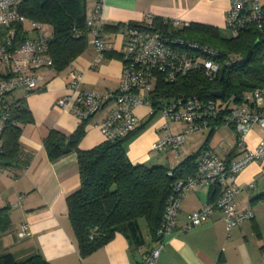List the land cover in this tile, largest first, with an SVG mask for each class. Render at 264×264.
Returning <instances> with one entry per match:
<instances>
[{"label":"crops","instance_id":"1","mask_svg":"<svg viewBox=\"0 0 264 264\" xmlns=\"http://www.w3.org/2000/svg\"><path fill=\"white\" fill-rule=\"evenodd\" d=\"M98 2H102L101 29L104 24L121 23L123 26L116 31L102 30L112 50L105 52L101 59L95 60L96 51L88 36V46L72 61L71 64L83 72L80 86L89 91L109 92L118 88L122 63L117 49L124 43L125 28L131 22H151L165 28V20L176 18L211 25L224 37L228 29L225 15L230 0H86L87 12ZM158 21L161 25L156 23ZM23 26L30 36L34 35L25 22ZM38 73L41 79L37 89L28 93L17 89L8 96L29 110L31 120L19 122L18 152L12 164L0 168V253H12L18 260L40 254L49 264H137L145 252L156 245V239L142 221L126 232H116L103 246L80 256L66 204V196L80 184L77 156L71 152L50 160L43 143L49 130L68 135L81 123L69 108L57 104V100L68 92L70 66L60 72L41 67ZM107 110L108 107L103 106L87 120L79 148L89 149L105 140L96 124ZM135 113L139 118L137 127L143 123L144 126L127 143L126 152L132 163L170 164L173 160L178 163L200 149L202 141L197 140L198 136L192 137L201 135L197 132L187 136L186 145L184 143L177 153L152 150V142L162 134L163 118L153 119L156 113L150 114L147 105L137 106ZM256 125L246 137L250 147L264 135L254 129ZM170 126L182 127L178 123H170ZM209 139L201 149L213 150L229 160L240 155V150L234 147L235 138L234 142L222 139L217 146ZM250 182H253L252 187L248 186ZM234 186L238 189L234 196L236 206L252 209L253 217L227 231L222 210L215 208L207 220L185 229L187 215L209 200V186L189 190L180 201L176 226L163 237L157 264L264 263V173L261 163L253 161L244 167ZM22 223L27 227L20 235Z\"/></svg>","mask_w":264,"mask_h":264},{"label":"built area","instance_id":"2","mask_svg":"<svg viewBox=\"0 0 264 264\" xmlns=\"http://www.w3.org/2000/svg\"><path fill=\"white\" fill-rule=\"evenodd\" d=\"M20 1L0 0V152L1 134L14 103V99L8 96L17 89L26 93L37 89L41 79L38 70L41 67L53 68L48 53L50 33L45 24L30 20L34 35L18 41L14 25L18 22L24 24L27 20L18 10ZM101 7L102 2H98L86 15L89 42L95 48L96 61L112 50L100 27ZM164 24H167L166 28L152 23H138L125 28V41L117 49L122 65L116 90L95 92L83 89L80 86L83 72L71 64L68 92L57 100V104L69 108L80 121L89 119L107 106L106 114L96 125L105 140H112L136 128L139 120L135 113L137 106L147 105L150 114L154 113L150 94L159 75L169 82L175 81L180 74L196 71L213 78L220 69L216 58L218 51L174 32L188 22L174 18L165 20ZM225 25L235 33L248 26L264 31V1L230 0ZM239 57L231 53L224 62L228 64ZM158 110L163 118L162 134L152 142V150L177 153L190 134L208 132L224 124L233 129L234 147L240 150V155L227 161L210 149H202L198 153L196 173L174 183L162 222L156 230V245L149 248L137 264H157L163 237L176 226L180 201L189 190L210 186L214 182L221 186L215 199L204 202L187 215L184 228L201 224L213 209L219 208L223 212L226 230L230 231L242 220L253 217L252 209L238 208L234 202L238 192L234 186L238 173L253 161L261 163L264 173V135L253 147L249 146L246 138L254 124L264 130V85L246 91L241 101L232 105L220 102L217 97H177L165 100ZM171 122L182 127L171 128ZM248 186L252 187L253 182ZM26 227V223L21 224L20 235L25 233Z\"/></svg>","mask_w":264,"mask_h":264},{"label":"trees","instance_id":"3","mask_svg":"<svg viewBox=\"0 0 264 264\" xmlns=\"http://www.w3.org/2000/svg\"><path fill=\"white\" fill-rule=\"evenodd\" d=\"M18 10L27 20L42 22L47 26L50 33L48 53L55 71L68 68L88 46L86 0H21ZM156 23L161 25V21ZM136 24L138 23L131 22L128 25ZM14 26L18 41L30 36L23 23L18 22ZM121 26V23L104 24L102 30L116 31ZM174 32L185 39L215 48L218 51L216 58L220 62V69L213 78L196 71L180 74L173 82L159 75L150 94L154 113L165 100L177 97H213L210 93L214 90H221V98L225 104L232 105L240 102L246 91L264 85V31L248 26L233 36L224 37L211 25L192 22ZM256 40L259 42L254 45ZM251 48V58L243 62L242 59ZM231 53L239 54L240 57L227 64L224 59ZM29 120V110L14 101L1 134L0 168L12 164L19 149V122ZM87 120H82L68 135L51 129L43 140L50 160L71 152H75L77 156L80 184L66 196V204L80 256H86L100 248L116 232H126L127 229L139 226L141 221L146 225L148 233L156 239V230L162 222L174 183L196 173V157L215 129L208 131L206 141L198 151L189 154L176 165H146L132 163L126 152L128 141L139 132L144 123L122 137L104 140L89 149H81L79 142ZM226 160L229 161L228 158ZM220 191L221 186L217 182L212 183L209 186V201L215 199ZM0 264L49 262L40 254L18 260L12 253H0Z\"/></svg>","mask_w":264,"mask_h":264},{"label":"rangeland","instance_id":"4","mask_svg":"<svg viewBox=\"0 0 264 264\" xmlns=\"http://www.w3.org/2000/svg\"><path fill=\"white\" fill-rule=\"evenodd\" d=\"M151 23V22H150ZM153 24V23H152ZM26 28L29 29L31 31L32 29V22H30V20H26L25 22ZM227 32H225V37H229V36H233L236 33L233 32L230 28H228L226 30ZM236 54V53H235ZM239 55V54H238ZM240 56V55H239ZM220 102L224 101L221 97L218 98ZM226 103V102H225ZM157 117H161V113L159 110L156 111L155 117L153 119H156ZM172 123V122H171ZM256 125V124H255ZM161 127V124H160ZM258 133H262L264 132V130H262L258 125L255 126L254 128ZM201 135H192V137L194 136H198L197 140L199 142L202 141V143L204 141H206L207 138V134L208 132L205 133H199ZM228 139L230 142H234V138H235V134L233 132V129L230 126L224 125V124H220L215 130L214 132L210 135V139L209 141H211V144L213 143L214 145L218 144L219 141H221L222 139ZM188 140V138H187ZM186 141H185V145H186ZM209 144V143H208ZM217 146V145H216ZM209 147V146H208ZM217 149H220L219 147H217ZM182 156V155H180ZM177 163H174L173 161H170V165H176Z\"/></svg>","mask_w":264,"mask_h":264},{"label":"water","instance_id":"5","mask_svg":"<svg viewBox=\"0 0 264 264\" xmlns=\"http://www.w3.org/2000/svg\"><path fill=\"white\" fill-rule=\"evenodd\" d=\"M262 41H264V40H262ZM258 42H259V40H256V42L254 43V45L257 44ZM252 52H253V49H252V48L249 49L248 52H247V54H246V55L244 56V58L242 59V61H243V62L248 61V60L251 58ZM210 94H211V96H213V97H217V98H219V97L222 96V91H221V90H214V91H212Z\"/></svg>","mask_w":264,"mask_h":264}]
</instances>
